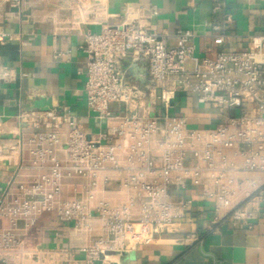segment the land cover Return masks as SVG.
I'll return each instance as SVG.
<instances>
[{
	"label": "built area",
	"instance_id": "1",
	"mask_svg": "<svg viewBox=\"0 0 264 264\" xmlns=\"http://www.w3.org/2000/svg\"><path fill=\"white\" fill-rule=\"evenodd\" d=\"M62 1L72 26L100 28L86 31L81 48L87 106L103 128L81 130L69 107L52 98L47 110L21 107L14 129L0 122V160L13 168L0 195V220L7 221L0 264H59L63 251L27 238L46 214L86 235L79 248L86 264H109L164 240L190 218L191 187L213 203L205 233L253 229L264 211V14L259 30L240 35L235 8L213 0L214 40L244 38L246 46L198 57L192 29L155 28L156 5L126 4L113 13L109 0ZM48 2L0 0V47L16 38L3 25L7 4L23 16L26 3ZM11 78L0 60V83ZM179 94L221 109L220 119L195 125L175 111ZM177 235L172 239L182 245L204 241L195 231Z\"/></svg>",
	"mask_w": 264,
	"mask_h": 264
},
{
	"label": "crops",
	"instance_id": "2",
	"mask_svg": "<svg viewBox=\"0 0 264 264\" xmlns=\"http://www.w3.org/2000/svg\"><path fill=\"white\" fill-rule=\"evenodd\" d=\"M224 1L235 8L234 29L238 34L245 35L261 28L264 8L258 9V2ZM62 2L26 3L23 16L9 4L4 8V28L16 35L15 40L0 47V60L12 70L11 80L0 83V122L5 128L18 126L16 115L20 108H29L36 103L33 92L45 94L57 105L68 106L81 130L96 133L103 128V123L87 106V55L81 48L86 31L96 30L98 26H72L70 12L60 8ZM212 2L109 0V9L118 13L126 4L147 8L156 5L159 13L152 19L155 28L170 33L178 29H192L196 33L193 43L198 57L214 56L224 48H245L244 38H236L225 44L214 40ZM26 15L32 18H26ZM189 66H192V62H189ZM23 73L28 75L24 77ZM175 107V111L189 115L191 122L201 127L214 126L222 111L200 105L187 94L178 95ZM12 176L13 168L7 161L0 160V195ZM186 195L195 199V209L190 218L174 226V232L165 236L164 240L141 245L130 254L113 256L109 264H212L214 261L219 264H264V211L253 229L230 226L220 234L205 233L213 203L201 198L200 188L191 187ZM4 225H7V221L1 219L0 226ZM191 231L203 233V243L187 246L172 239L179 233ZM85 236L74 231L70 225H62L54 214H46L27 238L33 244L41 242L45 248L63 251L57 258L59 264H86L85 254L79 251L85 243Z\"/></svg>",
	"mask_w": 264,
	"mask_h": 264
},
{
	"label": "water",
	"instance_id": "3",
	"mask_svg": "<svg viewBox=\"0 0 264 264\" xmlns=\"http://www.w3.org/2000/svg\"><path fill=\"white\" fill-rule=\"evenodd\" d=\"M143 72L145 74L146 70L143 69ZM52 105H53V103H52L51 98H41L39 100H36V103L34 104V106L36 108H39L41 110H47V109L51 108Z\"/></svg>",
	"mask_w": 264,
	"mask_h": 264
},
{
	"label": "rangeland",
	"instance_id": "4",
	"mask_svg": "<svg viewBox=\"0 0 264 264\" xmlns=\"http://www.w3.org/2000/svg\"><path fill=\"white\" fill-rule=\"evenodd\" d=\"M259 4H258V9H260V8H264V1H262V2H258ZM260 7V8H259ZM96 30H100V28L98 27Z\"/></svg>",
	"mask_w": 264,
	"mask_h": 264
}]
</instances>
